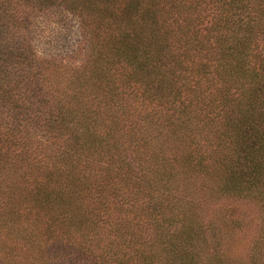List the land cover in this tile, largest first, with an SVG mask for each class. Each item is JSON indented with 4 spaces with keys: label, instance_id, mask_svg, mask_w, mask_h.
Wrapping results in <instances>:
<instances>
[{
    "label": "trees",
    "instance_id": "16d2710c",
    "mask_svg": "<svg viewBox=\"0 0 264 264\" xmlns=\"http://www.w3.org/2000/svg\"><path fill=\"white\" fill-rule=\"evenodd\" d=\"M0 264H264V0H0Z\"/></svg>",
    "mask_w": 264,
    "mask_h": 264
},
{
    "label": "rangeland",
    "instance_id": "374dc122",
    "mask_svg": "<svg viewBox=\"0 0 264 264\" xmlns=\"http://www.w3.org/2000/svg\"><path fill=\"white\" fill-rule=\"evenodd\" d=\"M92 32L91 26L64 9L35 13L27 25V35L40 56L74 69L83 66L89 55ZM247 205L236 202L230 215H238V220L241 214L254 218L255 208Z\"/></svg>",
    "mask_w": 264,
    "mask_h": 264
}]
</instances>
